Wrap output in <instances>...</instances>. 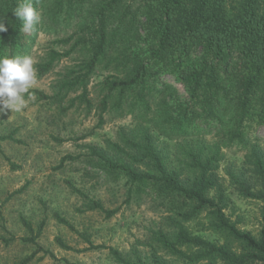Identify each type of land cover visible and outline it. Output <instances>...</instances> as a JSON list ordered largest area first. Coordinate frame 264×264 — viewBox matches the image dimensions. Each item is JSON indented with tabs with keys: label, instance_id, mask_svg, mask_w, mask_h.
<instances>
[{
	"label": "trees",
	"instance_id": "16d2710c",
	"mask_svg": "<svg viewBox=\"0 0 264 264\" xmlns=\"http://www.w3.org/2000/svg\"><path fill=\"white\" fill-rule=\"evenodd\" d=\"M21 2L0 0L6 29L0 54L30 56L42 30L64 35L54 44L65 50L50 49L36 66L41 77L76 57L57 81L59 100L73 94L68 108L78 102L90 111L89 85L102 71L95 85L98 124L110 110H128L149 123L136 135L121 133V143L108 141L104 150L88 148L101 170L125 179L128 198L148 195L164 208L161 225L149 231L148 257L89 249H107L119 264H264V225L253 234L229 219L231 200L219 175L224 150H241L242 166L227 167L225 175L241 197L263 204L264 220V140L255 136L264 127V0H32L41 20L30 33L13 14ZM159 137L175 141L160 146ZM81 197L85 211L106 218L117 213ZM21 222L25 240L35 245L43 224L34 233ZM190 224L217 240L199 236Z\"/></svg>",
	"mask_w": 264,
	"mask_h": 264
},
{
	"label": "rangeland",
	"instance_id": "374dc122",
	"mask_svg": "<svg viewBox=\"0 0 264 264\" xmlns=\"http://www.w3.org/2000/svg\"><path fill=\"white\" fill-rule=\"evenodd\" d=\"M56 33L42 30L37 35L30 53L36 78L24 94V107L20 111H0V137L12 138L0 141V264H21L38 248L40 251L28 264H119L107 249H89L91 246L111 248L130 260L138 253L146 260L149 231L161 225L164 208L148 195L132 194L128 198L125 179L115 180L101 170L100 162L89 155L88 148L104 150L108 141L121 143V133L136 135L149 123L128 110H110L98 124L95 85L105 77L102 71L93 74L89 85L94 104L90 111L78 102L68 108L73 94L59 100L57 81L74 67L76 57L63 59L41 77L36 70L50 49L65 50L54 44L64 36ZM255 136L264 140V127L258 128ZM159 140L160 146L175 141L163 137ZM65 157L72 159L62 161ZM242 163L241 150H224L219 175L231 200L225 214L240 228L256 234L264 225L263 204L241 197L225 175L227 167L239 169ZM81 195L117 213L106 218L102 213L85 211ZM55 214L65 219L70 228L60 224ZM21 219L30 223L34 233L43 224L35 245L25 240L29 234ZM189 227L201 237L217 240L214 234L198 232L194 224ZM56 239L70 250L62 249Z\"/></svg>",
	"mask_w": 264,
	"mask_h": 264
},
{
	"label": "clouds",
	"instance_id": "9594fccd",
	"mask_svg": "<svg viewBox=\"0 0 264 264\" xmlns=\"http://www.w3.org/2000/svg\"><path fill=\"white\" fill-rule=\"evenodd\" d=\"M23 21L25 33L33 31L41 20L40 13L33 7L32 0H22L13 12ZM6 31L0 22V32ZM35 69L30 56L0 54V111H20L25 105L24 94L35 82Z\"/></svg>",
	"mask_w": 264,
	"mask_h": 264
}]
</instances>
